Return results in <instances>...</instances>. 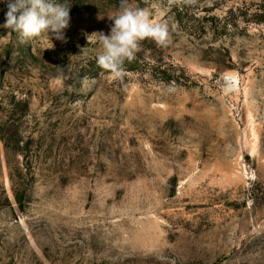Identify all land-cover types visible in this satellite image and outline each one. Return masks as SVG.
I'll use <instances>...</instances> for the list:
<instances>
[{
	"label": "rangeland",
	"instance_id": "obj_1",
	"mask_svg": "<svg viewBox=\"0 0 264 264\" xmlns=\"http://www.w3.org/2000/svg\"><path fill=\"white\" fill-rule=\"evenodd\" d=\"M90 1L67 43L0 27V264H264V0H130L171 39L122 81Z\"/></svg>",
	"mask_w": 264,
	"mask_h": 264
},
{
	"label": "clouds",
	"instance_id": "obj_2",
	"mask_svg": "<svg viewBox=\"0 0 264 264\" xmlns=\"http://www.w3.org/2000/svg\"><path fill=\"white\" fill-rule=\"evenodd\" d=\"M5 23L0 25L16 33L21 43L47 36L67 43L65 29L70 27V4L58 0H5ZM171 2V0H170ZM113 22L109 34L95 32L99 47L95 59L98 67L122 81L125 62H131L141 42L148 39L157 46L170 43L168 25L154 21L146 8L135 7L130 0H119V8L108 16ZM90 42V41H89Z\"/></svg>",
	"mask_w": 264,
	"mask_h": 264
},
{
	"label": "trees",
	"instance_id": "obj_3",
	"mask_svg": "<svg viewBox=\"0 0 264 264\" xmlns=\"http://www.w3.org/2000/svg\"><path fill=\"white\" fill-rule=\"evenodd\" d=\"M58 1L59 2H66V0H58ZM68 1H70V0H68ZM87 1H88V4H89V2H91L90 0H87ZM176 9H179V7H177V5H176ZM204 21H206L205 18H201V19L197 20V22L199 23L200 30H205L206 25H205ZM260 22L264 23V15L262 16Z\"/></svg>",
	"mask_w": 264,
	"mask_h": 264
}]
</instances>
